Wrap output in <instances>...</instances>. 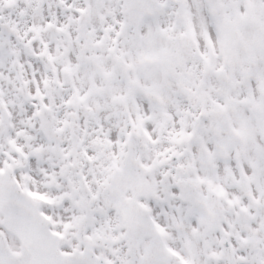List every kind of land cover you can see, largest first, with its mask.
<instances>
[{
	"label": "snow or ice",
	"instance_id": "obj_1",
	"mask_svg": "<svg viewBox=\"0 0 264 264\" xmlns=\"http://www.w3.org/2000/svg\"><path fill=\"white\" fill-rule=\"evenodd\" d=\"M0 264H264V0H0Z\"/></svg>",
	"mask_w": 264,
	"mask_h": 264
}]
</instances>
